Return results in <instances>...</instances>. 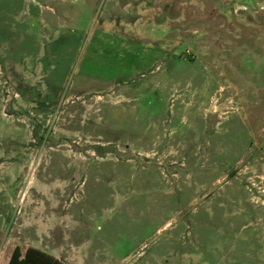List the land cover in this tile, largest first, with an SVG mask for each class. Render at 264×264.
<instances>
[{
	"label": "rangeland",
	"instance_id": "rangeland-1",
	"mask_svg": "<svg viewBox=\"0 0 264 264\" xmlns=\"http://www.w3.org/2000/svg\"><path fill=\"white\" fill-rule=\"evenodd\" d=\"M14 246L264 264V0H0Z\"/></svg>",
	"mask_w": 264,
	"mask_h": 264
},
{
	"label": "trees",
	"instance_id": "trees-1",
	"mask_svg": "<svg viewBox=\"0 0 264 264\" xmlns=\"http://www.w3.org/2000/svg\"><path fill=\"white\" fill-rule=\"evenodd\" d=\"M21 253L16 247L10 257L9 264H61L57 260L44 255L38 250L29 248L24 258L20 259Z\"/></svg>",
	"mask_w": 264,
	"mask_h": 264
},
{
	"label": "crops",
	"instance_id": "crops-1",
	"mask_svg": "<svg viewBox=\"0 0 264 264\" xmlns=\"http://www.w3.org/2000/svg\"><path fill=\"white\" fill-rule=\"evenodd\" d=\"M16 248V246H14V249ZM31 248V249H35V250H38L40 251L41 253H43L44 255L52 258L53 260H57L58 262H60L61 264H67L64 260H62L60 258V256H57V255H54L52 252H49V251H46V250H43L41 248H38V247H27L23 252L20 250V253H21V256H20V259L24 258V255L26 253V251ZM11 251V253L7 256V255H4V251L2 249H0V264H9V261H10V257H11V254L13 252V250Z\"/></svg>",
	"mask_w": 264,
	"mask_h": 264
}]
</instances>
